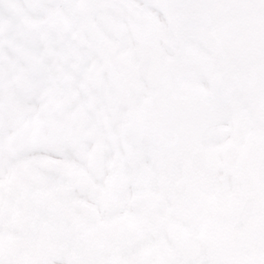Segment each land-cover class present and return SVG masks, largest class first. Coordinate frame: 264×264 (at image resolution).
Returning a JSON list of instances; mask_svg holds the SVG:
<instances>
[{
    "label": "snow or ice",
    "instance_id": "6c2138e0",
    "mask_svg": "<svg viewBox=\"0 0 264 264\" xmlns=\"http://www.w3.org/2000/svg\"><path fill=\"white\" fill-rule=\"evenodd\" d=\"M0 264H264V0H0Z\"/></svg>",
    "mask_w": 264,
    "mask_h": 264
}]
</instances>
